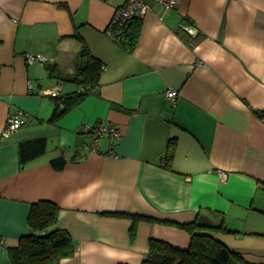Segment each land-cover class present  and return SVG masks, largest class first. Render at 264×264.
Listing matches in <instances>:
<instances>
[{
    "label": "crops",
    "instance_id": "obj_1",
    "mask_svg": "<svg viewBox=\"0 0 264 264\" xmlns=\"http://www.w3.org/2000/svg\"><path fill=\"white\" fill-rule=\"evenodd\" d=\"M162 1L146 0L126 52L106 30L126 0H0V264H14L8 249L41 199L57 204L56 226L74 244L57 264H141L150 238L187 248L176 223L195 220L223 225L216 238L264 264V0ZM75 26L102 62L99 83L49 122L46 92L59 78L64 94L80 88L70 80L81 61ZM27 53L47 61L26 64ZM19 110L26 123L1 138ZM103 123L121 137L85 147L83 128ZM40 137L45 152L21 166L19 144Z\"/></svg>",
    "mask_w": 264,
    "mask_h": 264
},
{
    "label": "trees",
    "instance_id": "obj_2",
    "mask_svg": "<svg viewBox=\"0 0 264 264\" xmlns=\"http://www.w3.org/2000/svg\"><path fill=\"white\" fill-rule=\"evenodd\" d=\"M141 21L142 18L135 16L126 22L112 25L113 39L124 51H133L140 33ZM69 37L80 43L81 61L76 65L70 79L80 88L78 91L63 94L62 98H51L55 107L49 122L57 120L96 87L103 68L102 62L90 53L79 33V26H75ZM59 79L64 81L63 78ZM61 103L62 106H60ZM261 117L264 116L261 115ZM45 149V137L22 141L19 144V164L22 166L42 155ZM174 149L175 140L170 139L164 155L168 164L172 160ZM75 159L76 157L73 156L72 160ZM66 162L67 160L62 156L51 160L56 169H62ZM58 211L57 204L50 200L41 199L31 204L27 216L30 232L20 236L18 244L8 249L9 257L14 264H57L61 259L74 253V244L70 234L65 229L56 226ZM133 217L137 220L139 216ZM162 221L176 223L168 219ZM176 225L190 233L189 246L178 248L167 241L150 238L148 252L141 264H251L239 252L232 250L213 235V232L227 231L223 225L214 226L200 220L176 223Z\"/></svg>",
    "mask_w": 264,
    "mask_h": 264
},
{
    "label": "built area",
    "instance_id": "obj_3",
    "mask_svg": "<svg viewBox=\"0 0 264 264\" xmlns=\"http://www.w3.org/2000/svg\"><path fill=\"white\" fill-rule=\"evenodd\" d=\"M162 3L167 7H174L178 4V0H167L162 1ZM149 8V4L146 2V0H126V3L123 6L117 8L114 13V16L110 23V28H108L107 30L109 36L113 38V24L115 25L117 23L126 22L127 20L135 16L142 18L149 10ZM35 61L46 62L47 59L41 54L27 53L25 55L26 64H32ZM62 84L63 81L59 79L54 84V86L50 90H48V92H46V95L51 98L61 97L64 94L62 93ZM29 88L31 89V84H29ZM164 94L168 101L172 105H174L176 103L179 92L176 89L170 88L167 89ZM60 106H62V103L60 104ZM27 119V114L20 110L16 113L11 114L6 120V124L1 133V138L8 137L11 133L17 131L26 123ZM83 131V133L92 135L91 142L89 144H85V147L89 148L90 150L95 149L98 138L103 136L104 134L112 139H119L121 137V132L115 126H112L108 123L94 124L92 126L87 125L83 128ZM218 174L221 179L226 178V172L218 171Z\"/></svg>",
    "mask_w": 264,
    "mask_h": 264
},
{
    "label": "bare ground",
    "instance_id": "obj_4",
    "mask_svg": "<svg viewBox=\"0 0 264 264\" xmlns=\"http://www.w3.org/2000/svg\"><path fill=\"white\" fill-rule=\"evenodd\" d=\"M110 21H111V19H110ZM118 24H119V23H118ZM117 28H118V27H117ZM61 98H62V97H61ZM61 98H60V99H61Z\"/></svg>",
    "mask_w": 264,
    "mask_h": 264
}]
</instances>
